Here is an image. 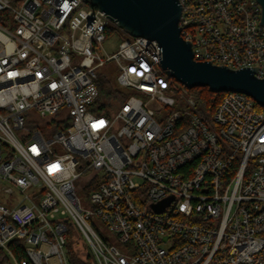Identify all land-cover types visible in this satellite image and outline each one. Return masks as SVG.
I'll use <instances>...</instances> for the list:
<instances>
[{"label": "built area", "instance_id": "2783aa9c", "mask_svg": "<svg viewBox=\"0 0 264 264\" xmlns=\"http://www.w3.org/2000/svg\"><path fill=\"white\" fill-rule=\"evenodd\" d=\"M179 3L195 61L264 79L257 0ZM117 27L84 0H0V264H70L71 229L96 264H264V109L227 92L203 118L157 41L106 52Z\"/></svg>", "mask_w": 264, "mask_h": 264}, {"label": "water", "instance_id": "95a60500", "mask_svg": "<svg viewBox=\"0 0 264 264\" xmlns=\"http://www.w3.org/2000/svg\"><path fill=\"white\" fill-rule=\"evenodd\" d=\"M100 9L132 37L155 40L162 49L161 66L188 89L207 87L214 93L237 92L252 97L264 107V79L255 69L234 70L194 60L192 45L179 27V0H84ZM262 7L264 25V0Z\"/></svg>", "mask_w": 264, "mask_h": 264}, {"label": "trees", "instance_id": "16d2710c", "mask_svg": "<svg viewBox=\"0 0 264 264\" xmlns=\"http://www.w3.org/2000/svg\"><path fill=\"white\" fill-rule=\"evenodd\" d=\"M117 29L111 28L108 32V37L112 36ZM118 34L123 38L122 32L118 31ZM99 88L103 98H113L122 100L124 95L122 93H116L113 91V86L109 80L106 78H101L99 80ZM191 95L194 96L196 101V106L198 112L205 119H210L217 107L219 106L224 93H214L209 90L207 87H197L190 90ZM259 108L264 109V107L258 105ZM68 259L70 264H96L95 258L91 251H87L86 254H82L75 244L73 238L70 236L68 245Z\"/></svg>", "mask_w": 264, "mask_h": 264}, {"label": "rangeland", "instance_id": "374dc122", "mask_svg": "<svg viewBox=\"0 0 264 264\" xmlns=\"http://www.w3.org/2000/svg\"><path fill=\"white\" fill-rule=\"evenodd\" d=\"M115 29H117V31L112 36L108 37L107 41L104 43V49L110 55L115 54L118 51L119 44L122 42V39L126 38L125 33L122 31V29L120 27L119 28L117 27ZM118 31L122 32L123 38L120 37V35L118 34ZM102 54L104 55L105 53L102 52ZM98 72L100 74L106 75L114 83H117V79H118V76L120 74V72L117 69L116 64L114 62L106 63L103 67H100L98 69ZM178 84L181 88L182 87L185 88L183 84H181L179 82H178ZM187 92L189 93V95H191L190 89H188ZM191 96H193V95H191ZM259 109H262V108H259ZM82 195H83V193H80V196H82ZM69 233H70V236L73 239H75V241L77 242L80 252L82 254H86V252L89 251V248L85 244V241L80 236V234L76 230L74 231L72 229L69 231ZM110 239H111V243L115 244L117 246V248H119L122 252H127V250L123 244L118 243L116 241V239L113 237H110Z\"/></svg>", "mask_w": 264, "mask_h": 264}]
</instances>
